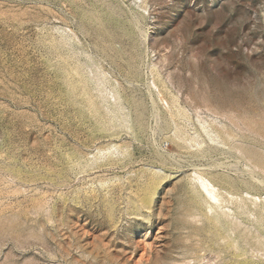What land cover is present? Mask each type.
Listing matches in <instances>:
<instances>
[{
    "label": "rangeland",
    "instance_id": "obj_1",
    "mask_svg": "<svg viewBox=\"0 0 264 264\" xmlns=\"http://www.w3.org/2000/svg\"><path fill=\"white\" fill-rule=\"evenodd\" d=\"M263 128L264 0H0V264H264Z\"/></svg>",
    "mask_w": 264,
    "mask_h": 264
},
{
    "label": "bare ground",
    "instance_id": "obj_2",
    "mask_svg": "<svg viewBox=\"0 0 264 264\" xmlns=\"http://www.w3.org/2000/svg\"><path fill=\"white\" fill-rule=\"evenodd\" d=\"M179 111V110H178ZM181 111V110H180ZM180 113V112H179ZM183 116V115H182ZM247 119V118H246ZM264 129V128H263ZM180 141H182V140H180ZM238 146V145H237ZM115 148V147H114ZM239 148V147H238ZM113 149V148H112ZM99 150V149H98ZM78 159V158H77ZM100 160V159H99ZM79 163V162H78ZM66 167V166H65ZM64 168H62V170H63ZM53 171V170H52ZM152 171V170H151ZM202 172V171H201ZM152 173H153V171H152ZM198 173V172H197ZM201 174V173H200ZM54 175V174H53ZM203 175V174H202ZM201 175V176H202ZM56 176V175H55ZM195 176V175H194ZM224 176H226V175H224ZM48 177V176H47ZM66 177V176H65ZM69 177V176H68ZM185 177V176H184ZM196 178V177H195ZM194 178V179H195ZM197 178H198V176H197ZM32 179V178H31ZM67 179V178H66ZM199 179V178H198ZM197 179V180H198ZM206 179V178H205ZM37 180V179H36ZM190 180H192V179H190ZM200 180L202 181L200 184H202V187L206 190V192L208 193V194H206V195H210L212 198H215V197H217V196H215L214 195V193H213V191L210 189V184L207 182V181H205V180H203L202 178H200ZM224 180V179H223ZM229 180V179H228ZM30 181V180H29ZM68 181V180H67ZM66 181V182H67ZM195 181V180H194ZM32 182H34V181H32ZM55 182V181H54ZM146 182V181H145ZM196 182V181H195ZM234 184V183H233ZM196 186V185H195ZM193 187V186H192ZM200 187V186H199ZM201 187V188H202ZM199 189V190H202V189ZM219 188V187H218ZM230 188V187H229ZM203 189V190H204ZM15 190V189H14ZM217 190V189H216ZM198 191V190H197ZM17 192V191H16ZM216 192V191H215ZM184 193V192H183ZM197 193V192H196ZM205 193V192H204ZM198 194V193H197ZM232 194V193H231ZM13 195V194H12ZM176 196V195H175ZM95 197V196H94ZM93 197V198H94ZM233 197V196H232ZM193 198V197H192ZM183 199V198H182ZM220 199V198H219ZM203 200V199H202ZM36 201V200H35ZM71 201V200H70ZM143 201V200H142ZM196 202V201H195ZM213 202V201H212ZM69 203V202H68ZM141 203V202H140ZM215 203H216V201H215ZM203 206V205H202ZM137 209V208H136ZM169 209V208H168ZM198 210V209H197ZM135 211V210H134ZM196 215V214H195ZM127 217V216H126ZM6 220V219H5ZM209 220V219H208ZM12 221V220H11ZM148 221V220H147ZM214 221V220H213ZM9 222V221H8ZM74 222V221H73ZM217 222H218V220H217ZM89 223V222H88ZM132 225V224H131ZM119 228V227H118ZM115 231V230H114ZM51 232V231H50ZM159 233V232H158ZM167 235V234H166ZM102 237V236H101ZM120 239V238H119ZM190 242V241H189ZM147 243V242H146ZM157 242H155V244H156ZM110 244V243H109ZM145 244V243H144ZM199 246V245H198ZM120 247V246H119ZM138 247H140V246H138ZM150 247V246H149ZM118 248V247H117ZM141 248V251L143 252V256H144V252H145V250H144V248H142V246L140 247ZM157 250V249H156ZM138 252V251H137ZM202 252V251H201ZM195 255V254H194ZM63 257V256H62ZM145 258V257H144ZM112 259V258H111ZM148 259V258H147ZM133 260V259H132ZM138 260V259H137ZM141 260V259H140ZM144 260V259H143ZM93 261V260H92ZM151 261V260H150ZM135 262V261H134ZM133 263V262H132ZM142 263V262H141ZM150 263V262H149Z\"/></svg>",
    "mask_w": 264,
    "mask_h": 264
}]
</instances>
